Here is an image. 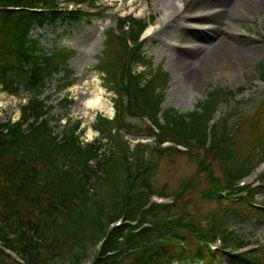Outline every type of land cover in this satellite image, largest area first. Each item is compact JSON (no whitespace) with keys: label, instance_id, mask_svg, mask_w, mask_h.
I'll list each match as a JSON object with an SVG mask.
<instances>
[{"label":"trees","instance_id":"1","mask_svg":"<svg viewBox=\"0 0 264 264\" xmlns=\"http://www.w3.org/2000/svg\"><path fill=\"white\" fill-rule=\"evenodd\" d=\"M90 1L95 6V0ZM34 8L44 11L35 13L30 10ZM61 14L77 21L96 15L81 9L62 11L58 0H0V91L15 94L24 88L29 93L19 121H0V264H79L86 259L88 246L93 248L90 264L194 260L224 264V255L226 263L260 264L261 256L253 248L227 251L248 242L228 229L226 215L233 201L249 206L256 195L264 193V172L256 186H234L250 167L252 153L264 150V97L257 107L255 137L245 151L236 143L233 127L214 120L218 107L234 96V90L212 89L189 113L162 109L168 75L152 69L151 60L139 49L138 38L146 21L128 16L116 20L115 30L105 32L96 66L103 73L105 87L115 94L114 117L96 115L92 128L98 135L93 141L80 139V121L56 133L41 94L46 82L60 72L58 92L74 83L67 64L72 53L61 46L45 53L38 38L28 32L31 22L54 21ZM135 65L144 69L136 70ZM259 66L264 81V59ZM62 100L71 103L68 97ZM144 117L158 129L142 121L145 133L155 136V144L138 141L130 146L123 132L140 133L142 127L133 119ZM163 140L182 144L196 160L198 171L211 186L203 198L221 203L231 199L212 214L206 229L189 216L174 215L175 210H184L178 196L197 182L183 180L171 204L149 202L151 194H165L153 185L157 159L181 153L176 146L159 147ZM215 162L222 176L214 175ZM263 212L252 213L261 217ZM119 217L123 218L120 226L111 225ZM219 234L223 246L211 250L209 242Z\"/></svg>","mask_w":264,"mask_h":264},{"label":"rangeland","instance_id":"2","mask_svg":"<svg viewBox=\"0 0 264 264\" xmlns=\"http://www.w3.org/2000/svg\"><path fill=\"white\" fill-rule=\"evenodd\" d=\"M95 1L99 8L97 10L99 16L81 18L77 21L61 14V17L54 21L31 22L28 32L31 38H38L42 51L45 53H49L54 47L60 46L72 53L67 64L72 69L73 77L76 79L74 83L66 91L58 92L57 79L62 76V72H60L46 82L41 98L50 108L48 117L55 132L60 133L64 125L80 121L79 132L82 141H91L97 135V131L92 128L96 115L109 117L114 115L113 99L115 94L105 87L103 73H99L96 69L99 63L98 57L104 48L105 32L115 28L117 17L121 14L130 13L140 18H154L152 24L149 25L150 31L160 26L163 15H165L164 0ZM196 1L172 0L177 7L187 5V8L192 7ZM254 1L252 6L254 15L242 22L240 32L234 36L233 40L237 45H248L250 47L248 54H232L221 61L211 55L200 56L199 54L195 63L190 67L192 71L189 73L184 71L173 59H170V50L164 44L168 41V34L173 31L179 32L181 24L184 23H193L197 30L209 34V30L212 29L210 22L207 23L208 20L202 17L198 22H192L185 18L177 22V16L170 17L161 30L156 29V32L151 36L144 34L141 38H146V40L139 48L141 53L151 60L152 69L162 70L168 75L161 105L162 109L173 108L178 113H189L196 108L201 100L206 98L212 89L234 90V96L218 107L214 120L220 124L226 122L228 127H233L231 133L235 135L236 143L242 151L247 149L249 142L255 137L256 131L253 125L256 122V112L259 110L257 107L259 101L264 97V81L260 77L261 67L259 66V62L264 59V0ZM58 3L59 7L63 9L66 6L68 8L72 6L67 0H58ZM73 7L76 8L77 6L74 5ZM90 7L89 1L81 5V9L85 11L90 10ZM179 12H183V9L179 8ZM183 13L187 15L192 12L186 9ZM198 13L200 14V12ZM212 32L217 35L216 38L219 36L216 31ZM172 43L174 42L172 41ZM193 44L188 43V48H184V50H190V47L194 46ZM135 69L142 70L144 67L135 65ZM182 80L184 87L180 86ZM240 87L243 88L242 91H238ZM28 95V91L24 88H20L15 94L0 91V119L12 118V120L17 121L20 113L19 107L28 99ZM66 97L71 99L70 104L64 103L62 100ZM88 100L94 101L90 103ZM245 114L246 118H243L242 116ZM142 121L144 119H133V122L141 125L142 131L140 133L123 132V137L130 143V146L139 140L148 145L155 144V136L145 133L144 127L146 126ZM235 124H238L239 127L237 128ZM150 155L154 156L153 153ZM261 158H264V150H255L248 165L253 166ZM157 161V171L152 177L153 185L157 190L165 191V195L169 196L166 198L167 201L174 196L170 194H177L183 180L187 179L192 183L197 182L196 187L184 190L178 196V203L183 204L184 210H175L174 215L189 216L188 218L192 222L206 229L210 224V217L219 210V206L221 204L226 206L228 202H231L230 198L221 203L218 199L202 197V194L211 186L206 175L198 171L196 160L190 158L186 152L166 154L158 158ZM212 166L214 167V175L222 176V171L217 166V162L213 163ZM259 169L246 179V184L251 183L252 186L258 184V177L255 173L263 172L264 165L261 170ZM255 201L264 203V193L256 195ZM257 209L253 205L245 206L236 201L232 202L226 215L227 227L233 229L240 238L249 241V244L241 249L232 246L228 250L241 252V250H252L253 248L261 256L260 264H264V215L254 217L252 212L257 211ZM92 253L93 248L88 246L86 258ZM224 256L221 258L224 264H234L224 262L226 260ZM84 259L85 257L81 260ZM56 264L71 263L58 261ZM172 264H201V262L196 260L176 261Z\"/></svg>","mask_w":264,"mask_h":264},{"label":"bare ground","instance_id":"3","mask_svg":"<svg viewBox=\"0 0 264 264\" xmlns=\"http://www.w3.org/2000/svg\"><path fill=\"white\" fill-rule=\"evenodd\" d=\"M163 2L165 15H163L160 26L152 31L146 30L145 34L147 36L154 34L156 29L161 30L164 28L167 20L173 16H177V22L183 18L198 22L202 17L208 20L207 23L210 22V27L212 28L209 30V34L200 32L193 23L189 22L181 24L179 32L173 31L168 34V41H166L164 46L170 50V59H173L184 71L188 73L192 71L190 67L195 63V59H197L199 54L200 56L211 55L221 61L232 54H248L250 51L248 45H237L233 40L234 36L240 32L242 22L252 18L254 15L252 11L254 0H197L189 8H187V5H179L177 7L172 0H164ZM179 8H182L183 12L188 9L192 13L185 15L183 12H179ZM212 31L219 33V36L216 38L217 35ZM188 43H194L195 47L192 46L190 50L186 51L184 48H188ZM205 44L207 45L204 46ZM180 86L184 87L183 80ZM92 101L88 100L90 103Z\"/></svg>","mask_w":264,"mask_h":264}]
</instances>
